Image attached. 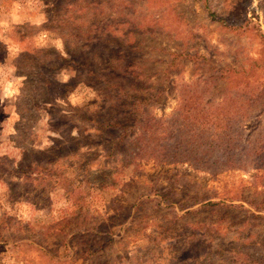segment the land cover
Listing matches in <instances>:
<instances>
[{
  "label": "rangeland",
  "instance_id": "1",
  "mask_svg": "<svg viewBox=\"0 0 264 264\" xmlns=\"http://www.w3.org/2000/svg\"><path fill=\"white\" fill-rule=\"evenodd\" d=\"M0 264H264V0H0Z\"/></svg>",
  "mask_w": 264,
  "mask_h": 264
}]
</instances>
